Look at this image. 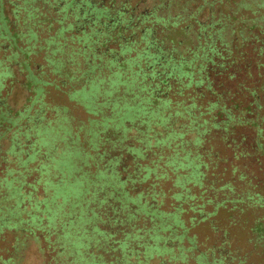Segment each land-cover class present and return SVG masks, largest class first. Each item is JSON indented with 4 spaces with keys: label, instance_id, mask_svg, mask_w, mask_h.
I'll return each mask as SVG.
<instances>
[{
    "label": "trees",
    "instance_id": "trees-1",
    "mask_svg": "<svg viewBox=\"0 0 264 264\" xmlns=\"http://www.w3.org/2000/svg\"><path fill=\"white\" fill-rule=\"evenodd\" d=\"M5 1L0 0V57L12 58L10 63L16 67L10 76L21 65H33V52H44L50 64L64 65L67 61L66 70L54 71L66 78V83L50 81L69 85L73 93L82 85L90 93L84 104L98 117L89 119L86 134L92 139L91 131L97 133V150L107 140L112 149L118 145L111 121L118 107L135 102L140 109L135 112L136 124L129 125L133 136L119 135L123 142L119 143L118 165L111 167L112 156L106 155L108 159L101 166L117 171L127 195L130 199L141 195L139 202L133 206L120 196L119 200H105V192L99 190L85 193L89 216L95 213L99 218L86 228L85 236L90 238L84 239L77 232L83 226L81 214L70 215L77 205L72 199L66 214L50 224L54 231L61 228L53 245L56 257L52 255L51 261L138 264L136 260L143 256L157 264H264V82L245 88L248 96L240 92L243 88H237L245 82L240 79V66L244 62L242 47L248 40L258 43L261 58L255 63L264 65V0H136L131 7L127 5L130 0H115V4L105 0ZM241 19L250 28L248 32L240 27ZM95 83L101 89L100 96L93 95ZM110 89L118 91L117 102L106 96ZM247 98L252 100L245 103ZM89 101L94 108L89 107ZM12 110L9 114L2 111L0 119L10 126L19 125L22 113ZM37 123L48 122L37 117ZM78 126L75 133L72 129L77 138L82 128ZM65 127L49 136L33 127L30 135L40 138L38 149L42 147L44 160L57 163L51 169L45 162L39 164L45 183L65 182L75 188V182L61 175L54 183L47 180V172L61 170L74 154L63 143H57L52 152L46 150ZM20 129L18 126L12 133L7 150L16 157L5 174L7 191L14 196L0 198V217L11 216L13 221H2L0 226L8 229L21 226L17 220L24 212L33 219L32 208L39 201L44 203L42 198L28 204V210L23 206V176L34 167L23 169L26 159L15 153L18 145L24 153L28 151L16 142ZM105 132L108 135L103 138L100 134ZM97 150L92 155L95 161L102 153ZM36 154L31 153L28 160L32 162ZM92 176L94 182L97 172ZM141 184L145 188L137 186ZM48 196L50 205L42 207L49 211L62 199ZM52 215L51 211L38 219L51 221ZM100 224L108 228L101 229ZM195 225H207L210 234L204 237L207 243H201L204 248L194 255L197 236L188 233ZM96 229L103 235L96 234ZM235 232L245 237L244 244H236ZM74 237L70 257L68 241ZM185 239L189 245L184 246ZM22 245L17 237L15 250ZM254 256L256 262L251 260ZM14 258L9 257L8 262L14 260L15 264Z\"/></svg>",
    "mask_w": 264,
    "mask_h": 264
},
{
    "label": "rangeland",
    "instance_id": "rangeland-1",
    "mask_svg": "<svg viewBox=\"0 0 264 264\" xmlns=\"http://www.w3.org/2000/svg\"><path fill=\"white\" fill-rule=\"evenodd\" d=\"M7 3V0L5 1ZM7 12V11H6ZM9 12V11H8ZM12 18V16H11ZM234 23V22H233ZM239 25L240 27H242L243 31L248 32L250 30V28H248L246 25V21L241 19L239 20ZM40 36H44V33L42 32V35ZM36 39V38H35ZM1 44V43H0ZM18 53H19V49H18ZM43 55V52L38 53V54H31L30 60L33 61V63H41V59L40 57ZM242 55H243V60L242 61V65L247 66V70L244 69L245 71H243V73H240V79L242 78V80H244L245 82L241 83L242 86L241 87H237V88H243V92L245 91V88L247 87H253L257 84V86H260L263 84L264 82V65L259 67L256 65L255 61H259L260 62V56L258 54V43L255 42L254 40H248L247 43L242 47ZM3 56H5V54H3ZM0 57V107L2 108V111L5 114H9V108H12V112L18 110L19 108H22V103L24 102V97H25V93L23 92V87L22 90H20V84H22L24 76H22V74L19 73L20 69H18V71L15 69L14 70V75L13 77L10 76V73L12 72V67H16V66H12L11 65V60L12 58L9 60L6 57ZM245 58V59H244ZM16 60V59H15ZM263 60V59H261ZM19 66V63H15L13 65H17ZM241 67V66H240ZM258 67V69H257ZM246 68V67H245ZM30 69L33 71V69H35L32 65L30 67ZM61 75H57L51 72H48V78L53 80L55 79L56 81L59 80V78L63 79V77H60ZM241 81V80H240ZM255 81H258L257 83ZM39 83V82H38ZM264 85V84H263ZM237 86V85H235ZM64 92L67 93V91L71 92V88L69 85H66V87H64ZM100 87L97 85V83L94 84V86H92V90L94 92V96L101 95V89H99ZM47 92L43 95V97H41L38 101V103H40V108H38V110L36 111L37 115H40L43 112L44 109V105L41 101L44 100L46 102L47 106H55L57 104L60 105H65L67 106V115L70 117L71 123H72V128L71 126L65 127L63 130L57 132L56 137L54 138V140L50 143V145L47 146V152H52L56 149L57 143H63L66 148H69V150L73 151L74 154L71 155V157L68 160V163L65 167H63L61 170L53 172V171H49L47 172V180L51 183H54L56 181V179L61 175L63 177H66V179L70 182H75L77 185L75 186V188L71 191L59 193V195L57 197H61V202H59V204L56 203L55 201V205L51 210H47L44 209L40 204L36 205L32 208V217L33 219H38L41 216H46L47 213H53V217L51 219V223L54 224V221L56 220V217H60L63 216L64 214H66V210H67V206H72L73 204L71 203V200L74 199V201H76V206L73 207V211L71 210L70 215L71 214H75V213H79L81 214V220L83 223L82 227L78 228V235H82L81 237H83L85 239V235H86V228L89 229L91 227V225H95L98 221V216L95 213H92V216H89V213L91 212V208L89 205H84L85 203V193L89 194L90 191L93 190H99L102 192H105L106 194V199H115V200H119V196L121 197L122 200H126L127 202L131 201L133 206H136V203L139 202V199L141 198V195H137L135 198H131V196H128V192L127 189L125 190L126 187L123 186V181L120 179V177L118 176L117 171H114L113 168L111 169H104L101 168L102 164L106 162V160L108 159L106 157V155L108 156H112L110 157V161L111 163H113V166L111 167H115V165H118V162H120L121 159V155H120V151L121 148L119 143L121 144L123 142V139L119 136L121 133L123 134V137L125 138L126 134L128 133V135L133 136L134 131L131 130L129 125H134L136 124V120L137 117L135 112H139V106L135 103V102H131L130 104H126V107H118L116 114L114 115V117H112L111 121L114 122V126H113V131L115 132V134H117V138H116V142L118 143V145L116 146V149H112V144L110 143V141H105L104 144H99V148L97 150L96 145L99 142V138L97 136L96 132H92V139H89V135L86 134V127L88 128L87 130H89L90 127V123L88 118H96L98 116H94L92 114H89L86 112V108L79 105V104H75L74 101H71L68 99V97L64 94L61 93L57 90H55L52 86H47L46 87ZM118 93V91L114 90V89H110L108 91H105V94L108 98L113 99L115 102L116 101V97L115 95ZM263 96L262 94H259V97ZM111 99H104L105 102L109 103L111 101ZM245 100V99H244ZM252 99H246L245 103L251 101ZM261 102H263V99H261ZM104 103V102H103ZM119 103H121V101H119ZM89 107L90 108H94V104L93 102H88ZM264 109V107H263ZM132 111V112H131ZM47 117H52L54 116V113L48 112L46 113ZM141 123V121H140ZM5 124V123H4ZM78 125H81V127L83 128L82 130H80L78 132V138L73 136V132H76V127H79ZM20 126L23 128H25L27 125L26 124H19V125H15V126H6L4 127L2 130H0L1 132V137H0V157L3 156L5 153H3L4 150L8 149L10 147L11 144V140H12V133L16 130V128ZM75 128V129H74ZM104 128V127H103ZM62 129V128H61ZM73 129V132H72ZM85 129V131H84ZM132 131V132H131ZM104 130H102L100 133H103ZM244 132L247 133V130H244ZM250 132V129L248 130V134ZM107 132L104 133V135L100 134L103 138H105L106 135H108ZM112 138V137H111ZM132 137H130V140ZM130 140L126 141L125 143H129ZM135 143V141H133ZM131 142V143H133ZM72 144V146H71ZM16 149V150H15ZM14 150L15 153L17 154V156L19 158H21L25 153L24 150L22 148V146L18 145V146H14ZM96 150L98 151V153L102 152L101 154H99L100 156V160L98 158L97 161L93 160L92 155L93 152H96ZM83 151V152H82ZM105 152H107L108 154H105ZM129 152V151H127ZM135 153V152H133ZM114 154V155H113ZM43 156V155H42ZM106 158V159H105ZM105 159V160H104ZM33 165V164H32ZM29 165V166H32ZM101 168V169H99ZM22 169V168H21ZM99 169V170H97ZM104 169V170H103ZM60 172V173H58ZM97 172V176H96V180L93 182L92 180V174ZM92 173V174H91ZM29 175L31 176H27L25 177L24 180V186L23 188L27 189V183H29V181H32L33 179V175H35V171L32 170ZM37 175V174H36ZM74 180V181H73ZM134 183V182H133ZM132 183V184H133ZM139 187H144L143 184L141 185H137ZM145 188V187H144ZM143 188V189H144ZM107 191V192H106ZM43 192L39 189L35 192V200H41L43 198L44 195H42ZM115 194H118L117 196H115ZM49 199V196H47ZM19 200L17 198V200H15V203L18 204ZM104 203V202H103ZM25 204H27V202H25ZM28 206V204L26 205ZM102 208V207H101ZM26 210L29 209V206L25 208ZM96 211H101V209H97ZM12 217L10 216V218H2L0 217V222L5 221V222H13ZM66 219V217L64 218ZM62 220V219H61ZM60 223V222H59ZM58 223V224H59ZM57 225V224H56ZM100 228L101 229H107L108 226H105L103 224H100ZM240 228L237 229V231ZM61 230L60 226L58 227V229L56 231H54V229L52 227L49 228V231L51 232H55V237H57V233H59ZM48 230H44V232L40 233V238L41 240L38 241H33L31 238H27L26 241L23 242L22 246H18L20 247L19 249L15 250L14 245L16 243V238L19 236V231H8V233L4 234L3 236H0V255L2 254L3 257H9L10 255H13L15 257V264H53V262H50V256L51 255H55L57 252V247L53 248L54 246L49 244L46 242V240L44 239V237H46L48 235ZM209 228L207 225H195L193 228L190 229V232L188 233V236H192L193 234H196L197 236V248L195 251H193L194 255L202 250L204 248V246L201 243L206 244V240H204V237L208 236L210 234L209 232ZM96 234H100L101 236L103 235L102 232L98 229L95 230ZM89 234V233H88ZM44 235V237H43ZM91 235V234H90ZM94 236V235H91ZM97 236V235H96ZM1 237H5L6 238V244L5 242L2 241ZM54 238V236H53ZM87 239H89V235L88 237H86ZM55 239V238H54ZM75 237L72 238L71 240V244L73 247L74 243H75ZM211 240H209L208 242L212 243V238H209ZM234 239L236 241V244L242 245L244 244L243 241L245 242L246 239L245 237H243V235H241V233H236L235 232V236ZM3 242V243H2ZM7 245V247L5 249H3L4 245ZM184 246L189 245L188 241L185 239L183 241ZM2 249V250H1ZM6 249L8 250L6 252ZM40 249V251H39ZM47 250L50 251V254L47 253ZM42 253V254H41ZM70 257L72 256V252H69ZM253 261H257V256L252 257ZM191 261V260H190ZM192 262V261H191ZM190 262V263H191Z\"/></svg>",
    "mask_w": 264,
    "mask_h": 264
},
{
    "label": "flooded vegetation",
    "instance_id": "flooded-vegetation-1",
    "mask_svg": "<svg viewBox=\"0 0 264 264\" xmlns=\"http://www.w3.org/2000/svg\"><path fill=\"white\" fill-rule=\"evenodd\" d=\"M136 0H130V2H128V7H131L132 5L135 4ZM115 4V0H105V3L111 4L113 3ZM117 2V1H116ZM92 3V2H91ZM101 17V15H100ZM41 53V52H39ZM31 54H34L31 53ZM30 54V56H31ZM36 54V53H35ZM34 54V55H35ZM44 54V52H43ZM41 59V63H33V61H31L33 63V67L35 69H33V71L30 69L31 65H21V67L19 68L20 71L19 73L22 74V76H24L23 82L22 84H20V90H22L23 87V92L25 93V97H24V102L22 103V108H19V114L22 113V115L20 116V120L18 122V124H26L29 129L26 130V128L21 127L20 131L18 132L19 138L16 139V142H21L24 144V147H26V150H28L23 156L24 159H26L24 162L27 163L26 166H23L22 168L25 169V167H28L29 165L33 164L34 167V171H35V175H33L32 177V181H29V183H27V189H24L23 187V191L21 194V197H24V202H23V206L25 204V202H27V204H29L30 206L33 205V203L35 202V192L39 189L43 192L42 195L43 196V201L44 203H40L37 202V204H40L41 206L45 207V205H50V202H46L47 196L49 194H51V196L55 197L56 195L58 196L59 193L63 194L64 192L71 191L72 188H74V186L72 185H68V183L66 184L65 182L62 183H57V184H48L45 183V179H44V175L41 173V169L39 167V164L45 162L46 165H48L49 169H51V167H55L56 166V162L53 160H51L50 158H43L42 155H44L43 149L42 147H40L41 151L38 149L39 145H40V138H38L36 135H33L31 133V128L36 127L37 129H41L43 136H49L50 133L52 134L54 132V130H57L63 126H71L72 127V123L70 120V117L67 115V106L65 105H60L57 104L55 106H47L46 102L44 100L41 99L43 105H44V109L43 112L41 114V117L43 120H45V122H48L47 124H38L37 123V117L40 119V115L36 114V111L38 110V108H40V103H38L39 99L41 97H43V95L47 92L46 87L47 86H52L55 90L64 93L69 100L74 101L75 104H79L83 107H85L84 102H86L90 96V93L85 90L84 88H82V85H80L79 87H77V93H73L74 91H72L73 89H71L70 91H67V93L64 92V87L66 86H62L58 83H53L51 82L48 78V72L54 73L55 74V70H59L62 69L66 70L69 67V64L64 63V65L62 64H56L53 62V64H50L48 59H45L44 55H42L40 57ZM57 59V58H55ZM61 66V67H60ZM246 66L241 64V68L240 70L245 71L244 69ZM242 71V73H243ZM58 74H60L59 72H57ZM14 75V74H13ZM12 75V77H13ZM62 77V76H60ZM63 80L64 83H66V78H59V81ZM39 82V83H38ZM61 82V81H60ZM232 86V83H231ZM1 90V89H0ZM239 90V89H238ZM240 91V90H239ZM241 93H244L243 95L248 96L249 93L248 91H240ZM9 109H12L10 107H8ZM86 108V107H85ZM50 112L54 113V116H50L47 117L46 113ZM86 112L89 114H92V112L87 111L86 108ZM2 108L0 107V117H2ZM93 115V114H92ZM90 118H88L89 120ZM93 119V117H92ZM5 123V124H4ZM10 125L9 122L5 121V119H0V130H2L4 127ZM82 130V128L79 129V131ZM41 136V135H40ZM0 137H1V132H0ZM12 143V140H11ZM32 146V148H31ZM7 150H4L3 153H5L3 156L0 157V198H2V196H14V192L11 193V191H7L8 187V180L6 178L7 175L6 171L7 169H9L11 166L14 165V162H16V157L14 156V154H9L7 153ZM39 150V152H38ZM34 151H37V154L35 155V158L33 159L32 162H30L28 160V157L31 153H33ZM64 154H66L65 152H63ZM63 154V155H64ZM65 158V156L63 157ZM43 159V160H42ZM66 159V158H65ZM51 161V163H50ZM58 166V165H57ZM31 172V171H30ZM28 171H25L26 174H24L23 179L25 177H29V173ZM37 174V175H36ZM31 177V176H30ZM15 184V182H14ZM16 185V184H15ZM15 185H13L14 189H15ZM72 188H71V187ZM35 191V192H34ZM33 193V194H32ZM19 196V195H18ZM20 197V196H19ZM1 202H3L1 200ZM0 202V208H3L2 204ZM25 204V205H27ZM29 206V207H30ZM21 226H19L17 229H15L14 227H12L11 229H8L7 227H3L0 226V236H3L4 234L8 233V231L12 230V231H19V236L18 238L20 240H22V242L26 241L27 238H31L33 241H40V233L44 232V230H48V235L46 237H44V239L46 240V242L51 245H54V238L55 237V232H50L49 228H50V224L51 221L49 219H47V217L41 218V219H37L36 221L34 219L31 218V215H25V212L22 214V216L20 218H18L17 220ZM62 232V231H61ZM61 234V233H60ZM63 234V232H62ZM54 236V238H53ZM58 236V234H57ZM2 241L6 242V238L5 237H1ZM2 242V243H3ZM4 245L3 249H5L7 247V245ZM2 250V249H1ZM68 250L70 252L74 251V248L72 246V244L68 241ZM8 250L6 249V252ZM40 251V249H39ZM41 252V251H40ZM47 253L50 254V251L47 250ZM120 253V254H119ZM140 254H143L142 252H138ZM42 254V253H41ZM117 254L119 256H121V251L119 250L117 252ZM129 254V252H128ZM52 256V255H51ZM51 256H50V262H53V264L55 263V260L51 261ZM56 257V255H54ZM9 257H14L13 255H10ZM9 257H3L2 254L0 255V264H12V262L14 261H9L8 259ZM15 259V258H14ZM136 262L138 264H157V262L153 259H149L145 261V258L143 256H140V258L138 260H136ZM194 262V261H193ZM181 262L177 261L176 264H180ZM197 264V261L195 262ZM188 264V263H187Z\"/></svg>",
    "mask_w": 264,
    "mask_h": 264
}]
</instances>
